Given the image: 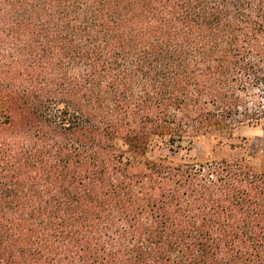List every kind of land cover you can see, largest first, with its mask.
Masks as SVG:
<instances>
[{"label": "trees", "instance_id": "1", "mask_svg": "<svg viewBox=\"0 0 264 264\" xmlns=\"http://www.w3.org/2000/svg\"><path fill=\"white\" fill-rule=\"evenodd\" d=\"M0 99V264H264V0H0Z\"/></svg>", "mask_w": 264, "mask_h": 264}, {"label": "rangeland", "instance_id": "2", "mask_svg": "<svg viewBox=\"0 0 264 264\" xmlns=\"http://www.w3.org/2000/svg\"><path fill=\"white\" fill-rule=\"evenodd\" d=\"M3 103L0 99V118L2 117ZM241 135L248 138L247 153L253 163L264 170V128L245 126ZM239 143V141H237ZM245 154L242 147L232 148L228 145L217 146L212 138H200L190 151L183 148V143L177 141L174 145L166 144L158 136L153 138L149 156L157 161H173L174 163L206 162L211 160L238 159Z\"/></svg>", "mask_w": 264, "mask_h": 264}]
</instances>
